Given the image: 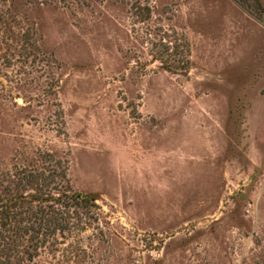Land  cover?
I'll list each match as a JSON object with an SVG mask.
<instances>
[{"label": "rangeland", "instance_id": "1", "mask_svg": "<svg viewBox=\"0 0 264 264\" xmlns=\"http://www.w3.org/2000/svg\"><path fill=\"white\" fill-rule=\"evenodd\" d=\"M22 170L95 201L32 264H264V0H0Z\"/></svg>", "mask_w": 264, "mask_h": 264}, {"label": "trees", "instance_id": "2", "mask_svg": "<svg viewBox=\"0 0 264 264\" xmlns=\"http://www.w3.org/2000/svg\"><path fill=\"white\" fill-rule=\"evenodd\" d=\"M60 176L55 170L48 176L22 170L16 179H0V264H32L48 246L57 251L56 235L73 228L71 210L94 204L79 195L52 194ZM28 189L34 193H25Z\"/></svg>", "mask_w": 264, "mask_h": 264}]
</instances>
